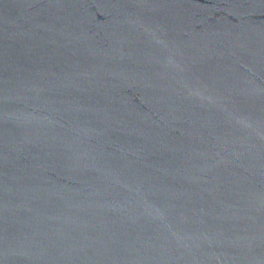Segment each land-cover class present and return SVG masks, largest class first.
<instances>
[{
	"label": "water",
	"instance_id": "water-1",
	"mask_svg": "<svg viewBox=\"0 0 264 264\" xmlns=\"http://www.w3.org/2000/svg\"><path fill=\"white\" fill-rule=\"evenodd\" d=\"M0 264H264V0H0Z\"/></svg>",
	"mask_w": 264,
	"mask_h": 264
}]
</instances>
